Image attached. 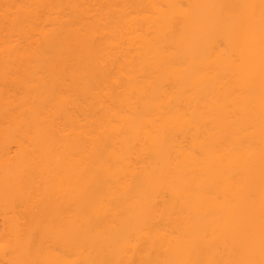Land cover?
Masks as SVG:
<instances>
[{
    "label": "bare ground",
    "instance_id": "1",
    "mask_svg": "<svg viewBox=\"0 0 264 264\" xmlns=\"http://www.w3.org/2000/svg\"><path fill=\"white\" fill-rule=\"evenodd\" d=\"M0 264H264V0H0Z\"/></svg>",
    "mask_w": 264,
    "mask_h": 264
}]
</instances>
